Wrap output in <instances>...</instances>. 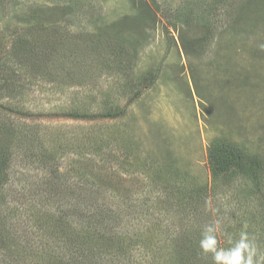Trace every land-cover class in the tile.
<instances>
[{
  "label": "rangeland",
  "instance_id": "374dc122",
  "mask_svg": "<svg viewBox=\"0 0 264 264\" xmlns=\"http://www.w3.org/2000/svg\"><path fill=\"white\" fill-rule=\"evenodd\" d=\"M71 4L0 0V64L11 78L0 123L18 130L2 193L17 208L18 233L46 209L36 194L50 175L38 161L45 147L57 150L52 190L87 208L75 219L84 234L93 200L77 193L99 188V218L130 245L116 264H183L173 239L192 240L196 228L214 229L221 248L220 208L222 226L248 208L264 221V186L246 198L247 178L212 181L207 160L214 139L233 141L264 177V0Z\"/></svg>",
  "mask_w": 264,
  "mask_h": 264
},
{
  "label": "trees",
  "instance_id": "16d2710c",
  "mask_svg": "<svg viewBox=\"0 0 264 264\" xmlns=\"http://www.w3.org/2000/svg\"><path fill=\"white\" fill-rule=\"evenodd\" d=\"M68 1L69 3H73L71 6L75 3V0ZM221 1L223 2L224 0H219V2ZM140 6V11H147L148 13L151 11L149 5L145 3H142ZM190 14L191 11L189 13L182 12V15L185 16H189ZM32 20L30 17L28 19L30 21L29 23ZM36 41L37 43H45L42 40ZM16 43H27V37L23 39L19 38ZM0 65L1 67L3 66V64ZM34 68L36 72L39 71L36 69V66ZM6 74V70H3L2 67L0 69V88H8L11 86V78H6ZM73 116L77 115L74 114ZM15 133H18V130L16 131L14 127L5 128L0 123V264H116V255H120V253H116L117 249L124 254V252H128L130 245L126 243V239L123 236L117 234V230H114L115 225L109 228L108 223H104V220L99 218L100 210L95 204L96 199L94 197L95 193L99 194V188L95 186L89 187L88 191H85L87 190L85 189L77 193L80 196L88 195L93 200V203L90 205L91 207L88 209V213H93V215L90 214L87 217L86 222H88V225H85L86 234L83 233L84 229H82L81 223L76 224L75 219L79 218L80 213L83 214L84 209L87 208H83L82 203H78L77 201H62L61 197L64 196L59 197L52 190L54 180L59 176L57 174L59 172L54 157L56 154L55 151L57 152L56 149L51 151L48 147H45V151H42L38 156V161L43 164L42 166L50 175H46L44 187H40L36 191V194H39L42 198L44 197L47 201L46 203H50L51 205L42 204V207L46 208L44 212L42 214L36 212L33 215L32 223L29 225L25 223V226L22 227L24 233H18L17 225L19 221L17 220V216H15L17 215L15 212L17 208L15 205H11L8 199H4L2 193L4 184L8 179L11 163L12 149H10L11 144L9 141L12 140ZM207 153L212 181L239 175L247 178L245 181V189L249 191L243 193L244 197L247 196L246 198H248L258 195L257 191L264 186V177L259 174L261 164L257 162L256 156L248 153L240 144L233 141L228 142L222 138L214 139L208 146ZM225 158H228L229 163L228 165L224 164L222 166L221 163ZM228 168L233 170L229 172ZM55 174H57L56 177L54 176ZM61 175L64 177V172ZM51 181L53 184L50 183ZM176 189V192H178L179 188ZM65 191L66 187L62 189V192ZM168 192L171 191L168 190ZM180 194L181 197L185 195L189 197L190 194L195 197L197 196L188 191L184 193L182 191ZM71 195L74 194L71 192ZM190 198L192 197L190 196ZM31 205L33 207L36 206L33 203ZM245 205L248 206V204ZM7 210H12L13 213L9 214ZM96 210L97 214H94ZM220 210L217 214L220 213L219 219L222 220L220 227L224 230V234L220 237V240L224 244L219 248L218 245H220V242H218L216 251L223 250L228 252L235 248L240 242V232L246 231L248 234V240L246 242L249 244L250 249L255 248L253 259L255 260L257 257L264 255V238L257 234V230H264V221H258L259 217L252 213L253 209L250 210L248 208L242 214L238 212L237 219L232 218L231 222L223 226L222 223L225 218L226 209L220 208ZM258 224H261L263 227L258 228ZM245 225H247L246 228L244 227ZM45 227H48V230L52 232L49 236L42 232ZM214 231L212 229L211 232ZM209 233L208 230L204 231L202 228H196L193 231L196 237L192 240L189 238V233L184 238L182 235L176 234L173 239L172 251L176 256L181 257L183 264H215L213 260L214 253H204L198 250V248L201 249L199 246L200 242L209 236ZM36 244L38 245L36 246ZM40 245L42 246L41 249L38 248ZM188 251H190L189 256L192 253V261L190 263L185 261L183 257L184 252ZM113 259L115 260L112 261Z\"/></svg>",
  "mask_w": 264,
  "mask_h": 264
},
{
  "label": "clouds",
  "instance_id": "9594fccd",
  "mask_svg": "<svg viewBox=\"0 0 264 264\" xmlns=\"http://www.w3.org/2000/svg\"><path fill=\"white\" fill-rule=\"evenodd\" d=\"M264 47V46H262ZM215 214L216 209H212ZM218 223V222H217ZM245 228L247 225L244 226ZM212 231L211 228L208 229ZM248 240V234L246 231L240 232V242L228 252L223 250L216 251V239L212 236H207L200 242V248L204 253L212 252L213 260L215 264H264V255L257 257L255 260L253 256L255 254V248H251L246 242Z\"/></svg>",
  "mask_w": 264,
  "mask_h": 264
}]
</instances>
